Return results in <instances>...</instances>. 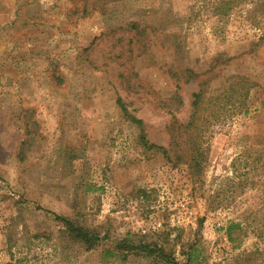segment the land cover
<instances>
[{"label":"rangeland","instance_id":"rangeland-1","mask_svg":"<svg viewBox=\"0 0 264 264\" xmlns=\"http://www.w3.org/2000/svg\"><path fill=\"white\" fill-rule=\"evenodd\" d=\"M7 237L11 264H264V0H0V264Z\"/></svg>","mask_w":264,"mask_h":264},{"label":"trees","instance_id":"trees-1","mask_svg":"<svg viewBox=\"0 0 264 264\" xmlns=\"http://www.w3.org/2000/svg\"><path fill=\"white\" fill-rule=\"evenodd\" d=\"M105 2L107 1H117V0H104ZM103 4V3H102ZM101 4V5H102ZM104 5V4H103ZM93 7V6H92ZM103 7V6H102ZM92 10V8H91ZM87 11V10H86ZM186 76H188L191 80L199 78L201 76L202 73H195L191 70H187L185 72ZM172 75V74H171ZM173 76V75H172ZM233 78H237L236 80L238 81H234V79H232V81L230 82L229 86L232 87V85H238L240 88L236 89L240 92H238L237 94V100H235L236 102H240V106L243 103V100L248 96V93L250 91V89L252 88L253 84H251V82H249L248 79L244 78V77H233ZM205 80H201V86L198 89L197 92H194L192 94V113L189 117V120L187 121L186 124H182L179 122H175V120L173 121V127H171V135L172 133H175V138H180L182 136V133L186 132V133H194L196 135V137H194L195 139H200L202 133H200L201 129L198 130L199 125L201 124L200 121H202L203 119V113L204 110H206V105H208L209 101L213 99V96H211L210 94H208V80H206L205 82H203ZM199 83V85H200ZM204 86V87H203ZM170 99H175L179 101V96L178 93L175 91L172 95ZM116 103L118 105V107L120 108L123 116L127 119H130V121L135 124L139 130H140V134H139V139L141 140V142L143 143L144 147H146L147 149H154L155 151H159L163 154V156H165L168 159V152L162 147V146H158L155 144H149L148 139L145 136V132L143 130V123L140 119L130 115L126 109V107L124 106L122 100L120 98H117ZM188 131V132H187ZM196 131L199 132L198 134H196ZM59 219V217H57ZM62 222L64 223L65 229L67 230V238L75 244L80 245L84 250L89 251L91 249H94L97 246V238L98 235L94 232H92L91 230H88L87 228L82 227L81 225L77 224L75 221L73 220H69V219H62ZM129 241H122L121 243L118 244L117 248H120L124 251H128L129 253H143V254H147L149 256H155L156 253L159 255L163 254V250L160 247L157 246H153V248L150 246V244H147L145 242H137V244H129ZM5 246H6V252L9 256V262L5 263V264H11L12 259H13V252H12V247L15 246V242L10 239V237H7L6 242H5ZM117 256V253L114 252L113 250H104V256ZM195 259L194 254H190L189 257L187 258L186 262L183 264H191V262ZM11 261V262H10Z\"/></svg>","mask_w":264,"mask_h":264}]
</instances>
